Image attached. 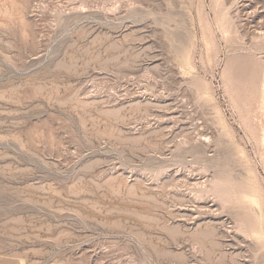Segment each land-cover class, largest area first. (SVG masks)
<instances>
[{
	"label": "rangeland",
	"instance_id": "374dc122",
	"mask_svg": "<svg viewBox=\"0 0 264 264\" xmlns=\"http://www.w3.org/2000/svg\"><path fill=\"white\" fill-rule=\"evenodd\" d=\"M0 264H264V0H0Z\"/></svg>",
	"mask_w": 264,
	"mask_h": 264
}]
</instances>
